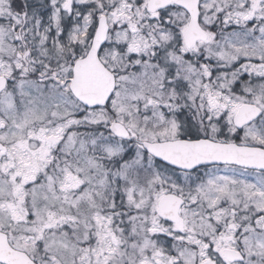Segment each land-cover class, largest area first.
Listing matches in <instances>:
<instances>
[{
    "label": "snow or ice",
    "instance_id": "1",
    "mask_svg": "<svg viewBox=\"0 0 264 264\" xmlns=\"http://www.w3.org/2000/svg\"><path fill=\"white\" fill-rule=\"evenodd\" d=\"M0 264H264V0H0Z\"/></svg>",
    "mask_w": 264,
    "mask_h": 264
}]
</instances>
